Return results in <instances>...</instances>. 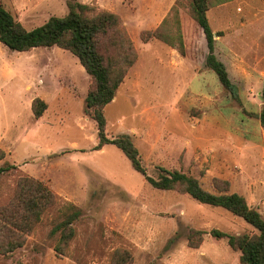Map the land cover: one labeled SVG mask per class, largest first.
Masks as SVG:
<instances>
[{
    "label": "rangeland",
    "instance_id": "obj_1",
    "mask_svg": "<svg viewBox=\"0 0 264 264\" xmlns=\"http://www.w3.org/2000/svg\"><path fill=\"white\" fill-rule=\"evenodd\" d=\"M74 1L117 15L136 54L103 109L106 137L128 135L146 177L185 174L209 193L243 196L264 218V128L257 118L264 107V0H212L207 12L215 55L235 95L205 66L206 42L187 0ZM176 1L177 17L170 12ZM67 2L0 0L27 30L65 16ZM177 21L184 56L161 40L143 41L142 33L165 22V35L177 43ZM109 36L101 43L106 57L124 40ZM91 86L69 51L16 52L0 43V168L16 169L0 173V206L23 176L44 183L58 200L24 235L23 247L0 254V264H239V253L210 232L252 236L251 225L179 189L152 187L114 145L95 150L96 123L85 114ZM36 98L47 105L39 119L31 109ZM71 205L81 216L61 255L54 251L59 234L50 233ZM196 231L205 233L201 242Z\"/></svg>",
    "mask_w": 264,
    "mask_h": 264
},
{
    "label": "trees",
    "instance_id": "obj_2",
    "mask_svg": "<svg viewBox=\"0 0 264 264\" xmlns=\"http://www.w3.org/2000/svg\"><path fill=\"white\" fill-rule=\"evenodd\" d=\"M187 2H189L190 19L201 29L206 42L205 66L216 74L225 90L235 95L236 88L229 79L226 67L217 59L214 51L215 35L207 18V12L214 4L213 1L187 0ZM178 5L179 1H176L170 10L175 17L178 16ZM67 6L68 13L65 16L51 17L43 25L27 30L0 4V43L16 52L58 47L75 56L92 80V86L85 98V114L96 123L98 144L95 150H100L105 145H114L130 161L133 169L145 176L138 150L130 137L126 134L114 139L106 137V121L103 114L104 107L113 101L115 92L136 59L133 45L126 37L117 15L74 0H68ZM177 25V43L165 35V22L164 28L160 26L155 31L142 33V39L145 42L151 39L161 40L184 56L185 46L179 21ZM109 35H112L115 40V36H123L124 40L115 55L106 57L101 51V43L106 39L110 41ZM219 35L218 33L217 36ZM112 49H109V53ZM262 99L264 100V91ZM31 109L34 118L39 119L47 109V105L36 98L32 102ZM257 118L260 126L264 128V107ZM2 158L3 153L0 151V160ZM11 169L16 170L12 165H8L0 168V173ZM161 172L163 174L158 180L145 176L146 181L159 190L179 189L200 204L224 208L251 225L257 231V234L252 236L228 235L219 230H212L210 235L217 239L225 238L228 246L239 253V264H264V218L247 204L243 196L226 192L209 193L199 185L197 180L185 174L166 170ZM57 205V197L48 186L31 177H20L11 199L0 206V254L7 255L23 247L24 235L31 233L42 221L43 215ZM80 216L81 211L72 205L61 212L62 220L50 233L52 236L59 234V242L54 247L57 254H64L69 242L74 238L73 224ZM194 234L197 235L196 240L201 242V237L205 233L196 231ZM189 243L197 246L198 242L190 236Z\"/></svg>",
    "mask_w": 264,
    "mask_h": 264
},
{
    "label": "crops",
    "instance_id": "obj_3",
    "mask_svg": "<svg viewBox=\"0 0 264 264\" xmlns=\"http://www.w3.org/2000/svg\"><path fill=\"white\" fill-rule=\"evenodd\" d=\"M224 65V64H223ZM225 66V65H224Z\"/></svg>",
    "mask_w": 264,
    "mask_h": 264
}]
</instances>
